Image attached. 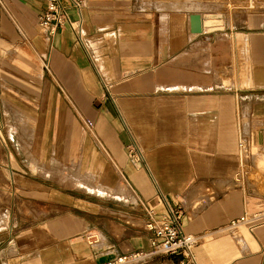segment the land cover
Listing matches in <instances>:
<instances>
[{"label": "crops", "instance_id": "obj_1", "mask_svg": "<svg viewBox=\"0 0 264 264\" xmlns=\"http://www.w3.org/2000/svg\"><path fill=\"white\" fill-rule=\"evenodd\" d=\"M62 1L69 18L47 40L39 23L46 0H0V54L11 65L19 56L33 68L46 62L45 77L33 87L51 88L49 102L59 104L60 117L73 106L95 124L109 155L101 159L106 173H98L97 190L89 184L95 197L62 191L72 202H53L35 220L16 226L0 250V264H98L149 250L148 210L161 217L173 207L182 211L184 231L198 241L191 258L168 256L183 255L188 264H264V218L230 225L264 209V179L251 176L259 165L241 160L239 144L241 134L264 144V94L251 101L253 123L252 107L240 98L250 88L264 92V26L241 32L262 34L245 56L238 54V38L233 47L211 37V65L234 60L237 83L229 96L201 94L200 87H212L215 79L200 77L192 49L207 31H191L193 12L162 18L152 14L149 0H89L81 10ZM115 103L126 105L134 132L146 136L141 166L130 161V139L118 124ZM92 231L96 241L88 236Z\"/></svg>", "mask_w": 264, "mask_h": 264}, {"label": "rangeland", "instance_id": "obj_2", "mask_svg": "<svg viewBox=\"0 0 264 264\" xmlns=\"http://www.w3.org/2000/svg\"><path fill=\"white\" fill-rule=\"evenodd\" d=\"M149 1L151 3L148 6L152 14L160 15L162 18L169 17L171 13L177 11L188 18L189 13L197 10L202 17V26L205 13L224 18L225 29L214 32L206 30L207 32L200 35L198 44L192 50L198 51L200 77H205L207 80L215 79L212 87L201 86L200 93L212 91L220 93L219 96L231 94L234 84L237 83L234 60L232 65L228 62L226 67L223 64L214 67L209 60L211 55L207 53L210 50L206 51V49L211 47L209 45L211 37L220 36L232 43L233 47L238 38L236 48L238 54L242 52L244 56L251 48L259 46L256 37L258 35L261 37L262 34L242 35L241 32L250 26H264V0ZM215 31L220 35L218 36ZM220 42L223 40L221 39ZM5 59V55L0 54V250L8 243L9 237L16 233L17 227L35 220L40 213L49 210L53 202L71 200L70 196H65L62 191L95 197L97 193L90 191L89 184L95 190L98 189L97 175L106 173V167L103 166L101 159L107 160L106 157H109L92 121L75 111L73 106L72 109L64 112V118L60 117L63 110L59 104L49 102L51 88L33 87L32 84H36L37 79L41 80L45 77L46 62L37 64L38 66L33 68L25 56H19L12 65L5 62ZM208 70L209 73L206 72ZM243 72L245 76V70ZM254 81L247 79L246 84H253ZM104 84L106 90H109L110 85ZM263 94L261 90L251 88L240 94V98L243 96L246 98L244 100L248 101L245 108L252 107L249 110L253 114L252 123L255 117L253 103L263 97ZM115 106L118 124L130 139L125 142L130 161L141 166L146 163L144 151L146 136L143 135L142 139L134 132L125 104L115 103ZM238 111H240L239 102ZM237 117L239 136L243 119L240 118L239 113ZM244 137L241 134L240 140H244L242 139ZM62 146H64L62 150L58 149ZM54 157L57 159L54 160ZM244 160L245 164L250 160L256 162L259 165L258 170L251 176L264 179V144L256 138H250L249 153ZM47 185H54L57 190ZM88 236L91 240L98 239V234L93 231ZM184 258L183 255L170 257L165 253L157 252L138 264H188L187 261L181 262Z\"/></svg>", "mask_w": 264, "mask_h": 264}, {"label": "built area", "instance_id": "obj_3", "mask_svg": "<svg viewBox=\"0 0 264 264\" xmlns=\"http://www.w3.org/2000/svg\"><path fill=\"white\" fill-rule=\"evenodd\" d=\"M47 7L39 16L40 26L44 29L47 40H50L55 33L65 25L69 18L67 12V4L62 0H46ZM71 5L78 9L87 7L89 0H70ZM240 140V158L245 162L244 157L249 153L250 138L244 137ZM244 154H246L244 156ZM243 172H239L241 176ZM147 227L153 231L150 241L149 250H135L124 252L114 258L100 262L98 264H138L145 261L153 253L162 252L168 255L183 254L191 258L193 248L198 241L195 234H190L184 231L182 227V211L179 208H170L168 214L161 217L156 216L154 209L148 210ZM264 218V209L253 214H244L240 217L231 220L230 225L236 226L245 221H250L256 224Z\"/></svg>", "mask_w": 264, "mask_h": 264}, {"label": "bare ground", "instance_id": "obj_4", "mask_svg": "<svg viewBox=\"0 0 264 264\" xmlns=\"http://www.w3.org/2000/svg\"><path fill=\"white\" fill-rule=\"evenodd\" d=\"M203 30L214 31L218 29H225L224 18L220 15H214L212 13L203 14ZM240 84V83H239Z\"/></svg>", "mask_w": 264, "mask_h": 264}, {"label": "water", "instance_id": "obj_5", "mask_svg": "<svg viewBox=\"0 0 264 264\" xmlns=\"http://www.w3.org/2000/svg\"><path fill=\"white\" fill-rule=\"evenodd\" d=\"M190 23H191V31L192 32H202V17L198 12H193L190 14Z\"/></svg>", "mask_w": 264, "mask_h": 264}]
</instances>
